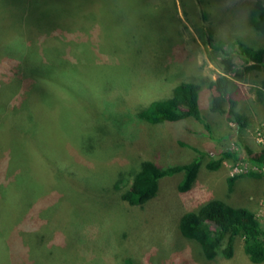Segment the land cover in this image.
Segmentation results:
<instances>
[{
  "label": "rangeland",
  "instance_id": "374dc122",
  "mask_svg": "<svg viewBox=\"0 0 264 264\" xmlns=\"http://www.w3.org/2000/svg\"><path fill=\"white\" fill-rule=\"evenodd\" d=\"M120 1L0 0V24L8 27L0 32V264H255L239 237L231 257L206 260L177 230L181 212L208 198L245 207L264 223L260 170L243 160L205 167L208 156L237 149V138L264 148V73L233 54L238 43L264 46V33L249 23L255 0ZM46 19L59 22V34L40 29ZM30 33L41 37V55L43 48L59 55V89L14 80L19 68L38 62L25 51ZM216 40L230 44L223 45L232 64L225 75L238 88L243 129L210 112L200 87L204 125L190 117L148 125L136 117L135 106L168 97L178 81L204 86L224 74L220 50L207 44ZM15 104L32 117L8 110ZM194 149L203 154L189 190L175 189V173L158 179L144 206L119 199L141 160L184 163Z\"/></svg>",
  "mask_w": 264,
  "mask_h": 264
},
{
  "label": "trees",
  "instance_id": "16d2710c",
  "mask_svg": "<svg viewBox=\"0 0 264 264\" xmlns=\"http://www.w3.org/2000/svg\"><path fill=\"white\" fill-rule=\"evenodd\" d=\"M17 1V0H15ZM86 1V0H80ZM103 4H107L108 0H98ZM119 1V0H118ZM129 0L121 2L128 3ZM137 1V0H135ZM80 17H92L91 14L85 15L79 11ZM31 23L34 19L30 18ZM78 22H83L77 20ZM249 23L253 30L258 33H264V5L260 0H255L253 9L249 17ZM54 28L59 34V22L46 19L41 30L47 31ZM65 26L61 25V29L65 30ZM6 25L0 24V32L7 31ZM31 43V47H27L30 60L36 59L34 65H26L19 68V71L13 73L15 81H39L48 82L59 89V55H48L43 48L41 55L36 51V42L41 37L35 33L25 35ZM59 42V37L56 38ZM236 41H232L234 45ZM210 47L219 49L221 54L220 62L222 63V72L215 78H206L204 86L200 81L181 80L169 87L166 95H170L162 99H154L148 103H141L134 107L136 117L148 125H155L165 121H177L186 118H193L196 122L203 123V117L199 113L197 96L199 87L208 94L207 107L210 112L218 114L224 113L227 120L236 125L235 131L243 129L247 123V118L236 110V102L239 96L235 94L237 86L234 80L225 74L232 69L231 55L229 49L224 50L223 45H229L223 40H216L214 45L212 42L207 43ZM215 46V47H214ZM239 50H233V54L250 62L247 68L256 72L264 73V46L251 47L243 43H238ZM87 47L79 49L81 55L87 53ZM44 56V58H42ZM48 63V64H46ZM41 64H46V71L39 69ZM194 81V82H192ZM16 86V85H15ZM235 95V97H234ZM226 103V109L224 108ZM145 104V105H144ZM15 106L16 110L23 114V118L30 119L32 116L26 109H19L18 105L10 106L8 110ZM225 137V135H224ZM219 137V138H224ZM234 143L237 149H226L218 152L215 156H208L205 167L208 169H216L223 161L235 162L239 160L247 161L252 166L260 170V175L264 174V148L258 150L250 149L241 139L237 138ZM195 155L184 163L164 164L159 167L148 159L141 160L135 169L130 172L129 187L119 193V199L128 205L144 206L157 192L158 179L163 176H170L180 173V178L176 182L175 189L178 192H185L190 189L195 181L197 171L200 167V158L203 152L194 149ZM251 175H258L248 173ZM233 178H228L230 186ZM177 230L182 238L194 241L206 260L215 257L217 253L225 258L231 257L235 237L241 238V249L251 263H261L264 261V223L260 224L253 212L245 207L233 206L225 201L217 198H208L192 209L181 212L177 219ZM223 246L221 247V245Z\"/></svg>",
  "mask_w": 264,
  "mask_h": 264
},
{
  "label": "bare ground",
  "instance_id": "6f19581e",
  "mask_svg": "<svg viewBox=\"0 0 264 264\" xmlns=\"http://www.w3.org/2000/svg\"><path fill=\"white\" fill-rule=\"evenodd\" d=\"M255 169H258L257 167L253 166ZM259 170V169H258Z\"/></svg>",
  "mask_w": 264,
  "mask_h": 264
}]
</instances>
